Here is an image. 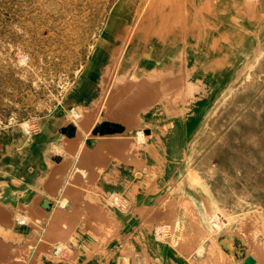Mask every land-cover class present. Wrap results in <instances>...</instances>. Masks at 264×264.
<instances>
[{
  "label": "rangeland",
  "instance_id": "374dc122",
  "mask_svg": "<svg viewBox=\"0 0 264 264\" xmlns=\"http://www.w3.org/2000/svg\"><path fill=\"white\" fill-rule=\"evenodd\" d=\"M147 84L156 107L173 108L142 113L152 126L116 135L100 131L102 119L85 127L93 95L126 85L143 94ZM85 95L87 107L76 108ZM73 122L84 126L77 142ZM97 153L109 154L115 187H163L160 200L174 187L176 198L201 201L205 263L264 264V0H0V189L25 187L46 154L57 170L49 195L69 209L66 188L99 187L102 174L95 166L81 181L73 157ZM2 218L0 264H25L38 243L12 245L10 229L54 226ZM61 230L68 247L73 224Z\"/></svg>",
  "mask_w": 264,
  "mask_h": 264
},
{
  "label": "crops",
  "instance_id": "0c3cea01",
  "mask_svg": "<svg viewBox=\"0 0 264 264\" xmlns=\"http://www.w3.org/2000/svg\"><path fill=\"white\" fill-rule=\"evenodd\" d=\"M135 41L133 49L127 54L130 60L141 46L139 40ZM150 53L154 54V50ZM147 65L142 66L147 68ZM126 86L128 89L117 93L93 95L90 99L92 107L83 118L85 127L102 119L98 124L100 131L116 135L126 127L139 125L143 120L147 127L152 126L149 118H142V113L150 116L153 111L173 110L166 105L156 107L158 94L149 84L145 85L143 94L137 93L133 85ZM88 98L79 97L75 107H87ZM106 105L108 111H100ZM76 108L73 106V113L78 115ZM83 128L73 122L74 142L84 135ZM46 154L39 163L41 165H36L39 171L28 176L25 187L0 189V201L5 208L2 217L5 220L17 212L26 222L37 217L45 219L47 229L53 222L52 231L39 235L34 233L31 222L26 230L14 228L8 231L13 236L9 243L20 244V247L27 240L39 236L37 246L24 251L27 252L25 264H204L212 248L203 240L207 232V218L201 201L176 198L178 194L174 192V187H168L173 195L166 200H160L163 187H115L121 183H111L109 179V154L97 153L73 157V172L79 164L82 165L79 171L81 181L98 166L102 170L101 183H98L99 187L66 188L71 197V200H67L69 209H66L49 195L52 185L48 178L56 176L57 170L51 166ZM99 159L100 163L97 162ZM61 161L60 164L63 163ZM30 169L33 170V167ZM38 180L46 181L45 185H38ZM183 190L185 197H189L187 188ZM21 208L23 211L20 212ZM58 208L65 209L66 214L56 219ZM2 217L0 215V220ZM64 221L73 224V232L69 234L73 242L68 247L58 240L63 234L61 224ZM160 234L165 239H160Z\"/></svg>",
  "mask_w": 264,
  "mask_h": 264
},
{
  "label": "bare ground",
  "instance_id": "6f19581e",
  "mask_svg": "<svg viewBox=\"0 0 264 264\" xmlns=\"http://www.w3.org/2000/svg\"><path fill=\"white\" fill-rule=\"evenodd\" d=\"M157 1V0H156ZM179 9V8H178ZM179 12V11H178ZM132 39V38H131ZM131 42V41H130ZM147 138V136H144V135H141L140 134V139L141 140H144V139H146ZM145 141V140H144ZM143 141V142H144ZM66 201V200H65ZM65 204V203H64ZM219 219V218H218ZM21 223H23V221H21ZM219 227H221V226H219ZM212 229V228H211ZM212 234H214V233H212ZM216 234V233H215ZM214 236V235H213ZM207 237V236H206ZM208 238V237H207ZM214 240V239H213ZM215 243V242H214ZM214 245V244H213ZM262 245V244H261ZM209 247V246H208ZM212 247V246H211ZM220 249V248H219ZM218 253V252H217ZM216 253V254H217ZM216 254H215V256H216ZM209 256H210V253L208 252V254H207V256H206V259H205V261H204V264H208V263H205L206 262V260L209 258ZM218 256V255H217ZM220 257H218V259H219ZM204 259V258H203ZM210 259V258H209ZM212 260V259H211ZM247 264H252L251 263V261H249V260H247V262H246Z\"/></svg>",
  "mask_w": 264,
  "mask_h": 264
},
{
  "label": "water",
  "instance_id": "95a60500",
  "mask_svg": "<svg viewBox=\"0 0 264 264\" xmlns=\"http://www.w3.org/2000/svg\"><path fill=\"white\" fill-rule=\"evenodd\" d=\"M247 260H249V261H251V263H255V261H254V259L253 258H251V257H248V258H246V260H245V262H244V264H247L246 262H247Z\"/></svg>",
  "mask_w": 264,
  "mask_h": 264
}]
</instances>
